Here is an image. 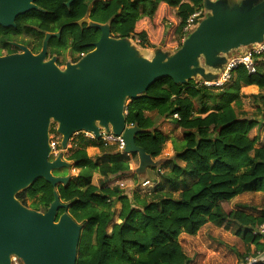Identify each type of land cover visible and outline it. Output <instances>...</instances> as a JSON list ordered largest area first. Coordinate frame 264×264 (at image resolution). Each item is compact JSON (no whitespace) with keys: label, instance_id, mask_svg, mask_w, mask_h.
I'll use <instances>...</instances> for the list:
<instances>
[{"label":"trees","instance_id":"16d2710c","mask_svg":"<svg viewBox=\"0 0 264 264\" xmlns=\"http://www.w3.org/2000/svg\"><path fill=\"white\" fill-rule=\"evenodd\" d=\"M91 1L75 0L69 9L61 6L58 14L76 22L85 16ZM43 3L48 10L47 2ZM200 8L202 0H105L93 6L89 17L108 24L114 38L135 40L142 49H159L161 43L166 49H178L187 18ZM164 20L171 23L166 30ZM73 28L78 40L74 51L90 50L85 44L96 41L98 34H89L87 40L75 24ZM254 62V74L238 67L222 88L203 87L194 80L176 85L163 78L125 106L126 126L143 131L136 135L135 144L147 155L156 159L166 142L172 144L173 156L153 169L156 175L150 191H134L128 197L118 186H108V181L129 172V161L136 155L130 158L96 140L81 139L68 148L67 161H74L73 167L79 169L76 178L55 189L39 179L16 199L45 212L57 192L60 202L68 205L58 216L68 213L82 225L76 264H189L178 237L193 236L207 223L236 225V234L246 245L245 254L238 257L247 264V256L264 253V241L253 234V228L264 224V200L256 216L226 212L222 205L243 194L264 193V120L243 115L246 96L240 93L242 87L256 86L259 93L246 98L259 100L264 107V52ZM260 110L264 113V108ZM155 118L172 120L182 139L162 134ZM50 130L58 150L61 138L55 125ZM89 148H97L101 156L92 160L86 152ZM94 173L102 177L99 187L91 183ZM134 181L137 184L139 179ZM118 203L120 209L115 211ZM115 216L119 223L114 222Z\"/></svg>","mask_w":264,"mask_h":264},{"label":"water","instance_id":"95a60500","mask_svg":"<svg viewBox=\"0 0 264 264\" xmlns=\"http://www.w3.org/2000/svg\"><path fill=\"white\" fill-rule=\"evenodd\" d=\"M32 1L0 0V25L14 26L16 16L35 8ZM202 6L204 18L181 46L173 52L155 49L150 59L131 39L113 38L106 25L93 23L89 26L101 31L93 50L64 69L27 50L0 57V264H11L12 256L22 264H76L82 225L68 213L58 216L68 205L57 192L45 212L16 199L39 179L53 189L70 180V173L53 175L57 169L69 171L70 164L61 153L49 159L52 124L63 150L79 132L95 140L100 129L121 136L122 155L138 157L140 181L163 159L154 161L136 146L135 137L143 131L126 126V102L163 78L176 85L198 78L213 82L231 54L263 42L264 0H202Z\"/></svg>","mask_w":264,"mask_h":264},{"label":"rangeland","instance_id":"374dc122","mask_svg":"<svg viewBox=\"0 0 264 264\" xmlns=\"http://www.w3.org/2000/svg\"><path fill=\"white\" fill-rule=\"evenodd\" d=\"M175 11V10H173ZM166 19V18H165ZM164 26L165 30L166 27H170L171 23L167 20H164ZM165 33V32H164ZM164 35V34H163ZM174 36H172V39ZM133 44L139 49V52L142 53V56L150 59L153 55V49H142L139 47L137 42L135 40H132ZM164 44L161 43L159 49L163 50L164 52H173L174 49H166L164 48ZM243 49V48H242ZM249 48H246L242 51H246ZM235 55V54H233ZM232 54L230 55L233 56ZM199 79V78H198ZM195 82L197 80H194ZM243 88V87H242ZM241 88V89H242ZM241 93V92H240ZM259 93V90H258ZM242 94V93H241ZM244 97H249L251 95H244ZM242 98V112L243 115L248 118H257L261 119L263 117L264 120V113L261 112L260 109H263V105L259 100H253L249 98ZM129 103V101L126 102V105ZM156 128L164 135L171 136V138L181 140L183 137L182 131L177 128L172 120H168L166 122H162L160 118H155ZM54 125V124H52ZM56 133V131H55ZM49 136L51 137V134H54L53 130L49 131ZM57 134V133H56ZM83 136L76 137L74 140H81ZM99 141V140H96ZM70 143L67 145L66 149H62L60 146H58V154H62V159L70 164V169L68 171L67 168H61L54 170L53 173L55 176L58 177H64L67 176L69 173L70 180H73L77 177L79 174V169L73 167L74 161H67L68 160V148H70ZM88 156L93 160L96 157L101 156V152L99 150H87L86 151ZM173 156V148L172 144L168 141L165 143L161 155L153 159L154 161L172 157ZM128 157L131 158V155ZM50 160L54 159V156H50ZM138 168V157L131 158L129 161V172L124 175L123 177H119L117 179H111L107 182L108 186H115V185H122L120 186L121 189L124 190V192L128 195V197L131 196L132 192L137 193H144V191H147L151 188H142L140 187L141 183L144 182L146 179H152L155 178V171L153 169H148L147 174L145 177H143L140 182L136 184L134 181V178L137 177L135 174V170ZM137 179H139L137 177ZM69 180V181H70ZM102 181V177L99 176L97 173H94L92 175L91 183L99 187L100 182ZM140 187V189H139ZM264 200V193L256 192V193H247L240 196H237L233 198L230 202L224 203L222 205L223 209L226 212L230 211H241L247 215L256 216L259 214V211L261 210V206ZM31 201H27V206ZM28 208V207H27ZM120 209V204H116L114 207L115 211H118ZM114 222L119 223V220H117V217H114ZM112 225V224H111ZM111 225L107 228V234L109 235L111 230ZM236 225L234 223H231L229 225H222L220 227H216L215 225L211 223L205 224L203 227L199 229V231L193 235L189 236L187 234H181L178 237V242L185 253V255L189 258L190 263L189 264H242L241 262L244 259H239L238 255L245 254L246 245L242 238L236 234ZM251 250L254 249L253 246L250 247ZM250 256V255H249ZM247 256V257H249ZM14 259V258H13ZM15 261L20 264L19 259L15 257Z\"/></svg>","mask_w":264,"mask_h":264},{"label":"flooded vegetation","instance_id":"af4514ba","mask_svg":"<svg viewBox=\"0 0 264 264\" xmlns=\"http://www.w3.org/2000/svg\"><path fill=\"white\" fill-rule=\"evenodd\" d=\"M43 1L47 2L45 5L49 8L48 10L42 7ZM69 1L33 0L31 5L35 8L16 16L14 26L3 27L0 25V57L21 54L27 50L34 56L43 54L44 61L54 60V64L59 69H64L67 64L76 63L92 51V45L99 40L101 31L98 28L90 27L89 24L106 25L108 28L109 25L92 21L89 17L90 12L95 4L105 0H92L91 3H88L85 16L76 22H70L68 21L69 17L64 19L58 14V11L62 10L61 6L69 9L75 0L71 3ZM79 22L82 23L78 25ZM73 24L77 26L79 34L86 37L87 40L89 34H98L96 41H88L85 44L91 48L90 50L74 51V43L78 40ZM110 36L113 37L111 33ZM12 258L15 257L12 256ZM19 262L21 261L19 260Z\"/></svg>","mask_w":264,"mask_h":264},{"label":"built area","instance_id":"2783aa9c","mask_svg":"<svg viewBox=\"0 0 264 264\" xmlns=\"http://www.w3.org/2000/svg\"><path fill=\"white\" fill-rule=\"evenodd\" d=\"M204 16H205V10L204 8H200L194 11V13L191 14L187 18L185 22V26L182 29L183 36L181 38V43L184 41L186 35L190 33L198 25V23L204 18ZM247 48L249 49L244 51L242 54L233 55L227 59L226 64L222 67L221 70L218 71L217 80L213 82H207L201 79H195L197 80L196 83L198 85H201L203 87H208V88H222L225 84L231 81L232 76H233V71L236 70L238 67H243L246 70L247 74L249 75L254 74L255 73V62H254L255 56L264 52V40L260 44L252 45ZM173 118L177 119L178 117L177 115H174ZM79 136H83L82 139L95 140L91 133L79 132L70 138L68 144L74 141V139ZM98 142L102 143L105 147H113L114 151L120 154H122L124 147H125L124 140L122 139L121 136H115L114 134L111 133V131L109 133H105L103 129H100V138ZM49 146L51 148V155L54 156L55 158L57 156L58 150L56 149L55 143L51 141L50 136H49ZM115 186H118V185H115ZM120 186L118 187L121 188ZM153 186H154V183H152L149 180H145L140 185V187L142 188H152ZM148 191L149 190L144 191V193ZM144 193H140V194H144ZM253 234L258 236L261 241H264V224L253 228ZM245 262L247 264L254 263V262H260L264 264V253L262 254L257 253L256 256H249L245 259ZM11 264H18L15 261V258L11 259Z\"/></svg>","mask_w":264,"mask_h":264},{"label":"crops","instance_id":"0c3cea01","mask_svg":"<svg viewBox=\"0 0 264 264\" xmlns=\"http://www.w3.org/2000/svg\"><path fill=\"white\" fill-rule=\"evenodd\" d=\"M242 50H244V48L235 51L233 54H235V55H240V54H242V53L244 52V51H242ZM233 54H232V55H233ZM241 93L244 94V95H257V94H258V88H257L256 86H247V87H243V88L241 89ZM93 149H95V150L98 151L97 148H89V149H87V150H93ZM168 158H169V157H168Z\"/></svg>","mask_w":264,"mask_h":264}]
</instances>
